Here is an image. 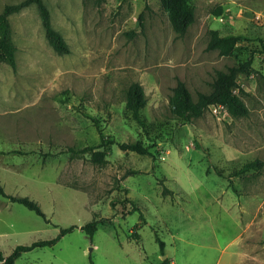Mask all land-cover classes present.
<instances>
[{
	"label": "rangeland",
	"instance_id": "rangeland-1",
	"mask_svg": "<svg viewBox=\"0 0 264 264\" xmlns=\"http://www.w3.org/2000/svg\"><path fill=\"white\" fill-rule=\"evenodd\" d=\"M23 1L0 0V13ZM44 2L70 52L50 45L36 5L10 15L17 68L0 64V183L7 194L36 201L49 222L0 196L5 255L77 226L16 264H160L165 257L171 264H264V167L229 177L248 161H264V0H193L196 19L182 37L160 0ZM212 30L248 40L225 57L207 49ZM249 58L254 77L238 78L246 117L219 121L206 109L192 123L174 118L178 79L197 101L211 92L218 70ZM132 82L146 93L147 134L126 112ZM87 114L106 137L141 141L154 156L115 145L101 166L88 155L59 153L99 143ZM94 218L100 224L91 239L81 226Z\"/></svg>",
	"mask_w": 264,
	"mask_h": 264
},
{
	"label": "trees",
	"instance_id": "trees-1",
	"mask_svg": "<svg viewBox=\"0 0 264 264\" xmlns=\"http://www.w3.org/2000/svg\"><path fill=\"white\" fill-rule=\"evenodd\" d=\"M160 3L167 12L169 21L177 36H184L196 19L193 0H160ZM30 5H36L41 16L45 36L53 49L60 55H65L70 52L68 43L63 35L54 28L50 11L44 0H25L19 4L7 5L3 12L0 13V64H7L13 70H16L17 68V46L13 40L9 17L11 14L17 13ZM222 12L223 10L220 7L215 11V14L221 15ZM247 40L248 37L246 34L230 33L221 35L218 31L212 30L210 32L207 49L217 50L220 55L225 57H232L238 51L240 43ZM252 64L253 59L249 58L248 60L239 62L237 65L228 67L226 70H218L212 83L211 92L199 93L197 101L193 100L192 94L186 83L181 79H178L170 98V108L174 118L184 123H192L195 118L202 116L205 110L208 109L209 105L213 103H222L226 105L232 118L246 117L249 114V109L243 100V95H245L246 92L244 89H241L239 94H234L233 90L238 86V78L240 75H250L252 73ZM146 105L147 97L144 87L139 82H132L126 91V112L130 119L135 121L147 134L148 123L141 114V111ZM87 115L94 120L92 116L89 114ZM94 122L100 135V141L97 145L85 146L83 148L69 146L61 150L59 153H69L72 158H81L88 155L92 163L101 166L108 163L107 157L112 147L115 145H117L122 151H130L143 156H154L150 150V146H145L141 141L118 142L113 138L106 137L99 126V122L96 119ZM12 153L24 154V152L19 150H13ZM263 167L264 161L261 159L248 161L239 169L231 172L229 177H242L250 171L260 172ZM217 173L222 176L225 175L223 170H217ZM0 196L7 198L11 202L22 204L28 209L34 211L38 216L46 219L45 213L36 201L29 197L7 194L1 183ZM129 202L133 207V211L139 210L134 202L131 200H129ZM140 218L143 219V216L140 215ZM46 221L49 222L47 219ZM99 224V220L94 218L81 226V229L92 239L98 230ZM76 228L77 226L62 228L59 236L54 239L39 240L30 245H18L9 255H5L0 249V263L16 264L17 259H19L24 253L30 252L35 248L51 247L55 245L62 236L74 231ZM138 236V233L133 234V237L135 238H138ZM157 241L160 244L162 255H164L165 242L159 237H157ZM90 264L94 263L91 262ZM160 264H171V262L166 258Z\"/></svg>",
	"mask_w": 264,
	"mask_h": 264
},
{
	"label": "built area",
	"instance_id": "built-area-1",
	"mask_svg": "<svg viewBox=\"0 0 264 264\" xmlns=\"http://www.w3.org/2000/svg\"><path fill=\"white\" fill-rule=\"evenodd\" d=\"M250 77L253 78L254 74H251ZM241 89H244V86L238 83V86L233 90L234 94H239ZM208 109L219 121H222L227 116H230L227 106L222 103H213L209 105Z\"/></svg>",
	"mask_w": 264,
	"mask_h": 264
},
{
	"label": "water",
	"instance_id": "water-1",
	"mask_svg": "<svg viewBox=\"0 0 264 264\" xmlns=\"http://www.w3.org/2000/svg\"><path fill=\"white\" fill-rule=\"evenodd\" d=\"M165 259H166V257H165Z\"/></svg>",
	"mask_w": 264,
	"mask_h": 264
}]
</instances>
